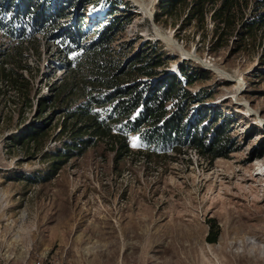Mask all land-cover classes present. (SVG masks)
<instances>
[{
    "label": "rangeland",
    "instance_id": "1",
    "mask_svg": "<svg viewBox=\"0 0 264 264\" xmlns=\"http://www.w3.org/2000/svg\"><path fill=\"white\" fill-rule=\"evenodd\" d=\"M123 1L135 16L114 48L129 53L151 41L180 61L208 66L210 78L194 89H213L208 105L229 120L238 149L215 160L185 147L156 155L135 146L138 136L130 134L129 155L119 157L100 143L54 179L29 186L16 177L43 176L49 161L31 146L15 144L13 136L36 120V105H26V96L0 80V264H34L37 254L47 252L69 264H264V77L256 74L257 55L253 49L230 51L232 41L210 53L209 38L202 46L194 26L180 29L184 16L175 24L165 17L154 21L160 0H139L147 12ZM103 3L69 11L75 20L84 9L88 38H80L82 45L97 35ZM37 37L39 51L24 50L35 103L66 75L57 39ZM9 44L0 30V49ZM169 69L176 71L177 62ZM50 117L45 151L59 142L63 120L61 111ZM208 218L220 228L212 244L206 241Z\"/></svg>",
    "mask_w": 264,
    "mask_h": 264
},
{
    "label": "trees",
    "instance_id": "2",
    "mask_svg": "<svg viewBox=\"0 0 264 264\" xmlns=\"http://www.w3.org/2000/svg\"><path fill=\"white\" fill-rule=\"evenodd\" d=\"M100 1L0 0V30L11 42L0 49V80L26 96L25 104L36 105L38 113L36 120L24 123L13 142L31 146L49 161L43 176L22 175L17 180L29 186L48 182L71 159L100 143L109 145L119 157L129 155L130 134L138 136L135 146L150 154L185 147L215 160L235 152L231 123L218 108L208 105L215 92L208 87L194 89L210 78V70L180 61L151 41L129 53L114 48L116 37L135 16L129 2L103 0L106 12L102 22H97V35L86 44L79 42L81 37L88 38L84 9L77 11L75 20L68 19L69 11L87 3L95 9ZM162 17L172 19L173 24L183 17L180 29L194 26L202 46L209 38L210 53L231 41L232 52L253 49L256 74L264 77V0H160L154 21ZM37 34L57 39L66 75L50 86V96H41L35 103L29 97L30 79L25 72L31 66L25 62L24 50L39 51ZM174 61L176 71L169 69ZM60 111L63 120L55 137L59 142L45 151L41 144L49 133L51 117L47 118ZM206 223V241L217 242L219 225L214 218Z\"/></svg>",
    "mask_w": 264,
    "mask_h": 264
},
{
    "label": "built area",
    "instance_id": "3",
    "mask_svg": "<svg viewBox=\"0 0 264 264\" xmlns=\"http://www.w3.org/2000/svg\"><path fill=\"white\" fill-rule=\"evenodd\" d=\"M54 254L47 252L46 254H37L34 264H69L68 260L63 261L59 257H54ZM65 255V254H64Z\"/></svg>",
    "mask_w": 264,
    "mask_h": 264
},
{
    "label": "bare ground",
    "instance_id": "4",
    "mask_svg": "<svg viewBox=\"0 0 264 264\" xmlns=\"http://www.w3.org/2000/svg\"><path fill=\"white\" fill-rule=\"evenodd\" d=\"M132 1H134L135 3L137 2L138 4H140V1L139 0H132ZM142 7H143V9L147 12V10L145 9V7L142 5V4H140ZM170 45H173V46H175V44H173V43H171ZM186 54V53H185Z\"/></svg>",
    "mask_w": 264,
    "mask_h": 264
},
{
    "label": "water",
    "instance_id": "5",
    "mask_svg": "<svg viewBox=\"0 0 264 264\" xmlns=\"http://www.w3.org/2000/svg\"><path fill=\"white\" fill-rule=\"evenodd\" d=\"M203 68H205V69H208L209 67L208 66H206L204 63H201L200 64Z\"/></svg>",
    "mask_w": 264,
    "mask_h": 264
}]
</instances>
